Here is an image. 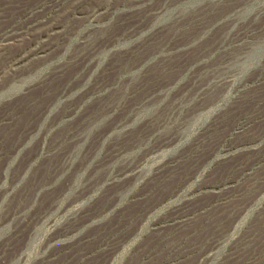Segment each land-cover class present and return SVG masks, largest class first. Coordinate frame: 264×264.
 <instances>
[{
  "label": "rangeland",
  "instance_id": "obj_1",
  "mask_svg": "<svg viewBox=\"0 0 264 264\" xmlns=\"http://www.w3.org/2000/svg\"><path fill=\"white\" fill-rule=\"evenodd\" d=\"M70 2L0 0V264L263 261L264 0Z\"/></svg>",
  "mask_w": 264,
  "mask_h": 264
},
{
  "label": "bare ground",
  "instance_id": "obj_2",
  "mask_svg": "<svg viewBox=\"0 0 264 264\" xmlns=\"http://www.w3.org/2000/svg\"><path fill=\"white\" fill-rule=\"evenodd\" d=\"M78 1V0H77ZM77 1H74L73 2V0H72V2H73V6L75 5L76 6V4H77ZM110 1V0H109ZM72 2H70V3H72ZM72 5V4H71ZM69 6V5H68ZM107 6V5H106ZM71 13H69L70 14V16H76V14H77V7H71ZM102 10V9H101ZM103 10H105V9H103ZM69 11V10H68ZM108 12V11H107ZM68 14V15H69ZM79 14V13H78ZM100 14V13H99ZM65 15V14H64ZM101 17V16H100ZM70 19V18H69ZM83 19V18H82ZM88 19V18H87ZM69 21V20H68ZM30 23V22H29ZM37 25V24H36ZM44 25V24H43ZM64 25V24H63ZM54 26V25H53ZM58 27V26H57ZM62 27V26H61ZM39 28V27H38ZM45 28V27H44ZM50 28V27H49ZM29 29V28H28ZM54 29V28H53ZM61 30H62V28H61ZM64 30V29H63ZM20 32V31H19ZM30 32V31H29ZM62 32V31H61ZM8 33H11V32H8ZM53 31H52V28L49 30L48 29V31H46L45 32V34H43V35H41V37H43V36H45V37H50V35H53ZM26 34V33H25ZM57 34V33H56ZM64 35V34H63ZM28 36V35H27ZM30 36V35H29ZM38 37V36H37ZM53 37H54V35H53ZM40 38V37H39ZM51 38V37H50ZM49 38V39H50ZM34 41V40H33ZM43 41V40H42ZM88 40L87 41H83V42H81V47H82V49H85V47H86V45L88 44ZM21 43V42H20ZM44 45V44H43ZM79 47H80V44H79ZM41 49V48H40ZM47 49V48H46ZM29 56V55H28ZM23 58V57H22ZM59 58V57H58ZM25 60V59H24ZM14 62V61H13ZM3 82V81H2ZM182 100V99H181ZM204 104V103H203ZM128 172V171H127ZM250 176V175H249ZM256 198V197H255ZM258 198V197H257ZM261 198H263V197H261ZM260 200H262V199H260ZM259 200V201H260ZM259 201H257V202H259ZM257 202H255L254 204H256ZM253 204V205H254ZM221 205V204H220ZM252 205V206H253ZM251 206V207H252ZM251 207L249 208V209H251ZM252 210V209H251ZM250 210V211H251ZM150 217V216H149ZM245 218H246V216L244 217V216H242V218H239L238 219V222H235L234 224V226H233V228L232 229H230V230H228V232H226V233H224V235L220 238V239H217V240H215V242L212 244V246H210V252H208L207 254L205 253L202 257H201V260L197 263V264H209V263H212V261L213 260H215L219 255H220V251L221 250H223L222 249V247H224L225 246V243L227 242V241H229L230 239H232V237L238 232V230L242 227V225H243V223H244V221H245ZM148 219V218H147ZM153 219V218H152ZM152 219H150V220H152ZM234 219V218H233ZM152 221H154V220H152ZM185 221L186 220H184V219H179V220H173V221H169L171 224H172V227H180V226H182L184 223H185ZM152 223V222H151ZM170 226V225H169ZM156 232V231H155ZM218 238V237H217ZM135 239V238H134ZM219 245V246H218ZM224 245V246H223ZM217 247V248H216ZM214 249H216V252L215 253H213V250ZM200 254V253H199ZM255 261V260H254ZM253 264V263H252ZM255 264H264V260L263 261H256L255 262Z\"/></svg>",
  "mask_w": 264,
  "mask_h": 264
}]
</instances>
